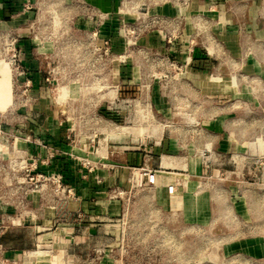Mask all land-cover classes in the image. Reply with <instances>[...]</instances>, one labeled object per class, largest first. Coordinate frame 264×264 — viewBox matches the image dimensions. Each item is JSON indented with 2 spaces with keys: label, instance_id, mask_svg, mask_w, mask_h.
Segmentation results:
<instances>
[{
  "label": "rangeland",
  "instance_id": "1",
  "mask_svg": "<svg viewBox=\"0 0 264 264\" xmlns=\"http://www.w3.org/2000/svg\"><path fill=\"white\" fill-rule=\"evenodd\" d=\"M188 1L119 0L108 13L84 0H28L18 16L19 27L0 23V60L10 65L9 98L0 108V170L10 173L6 171L9 161L15 166L12 174L23 177L24 150L18 139L34 132L37 126L31 121L40 117L62 121L67 132L62 154L87 172L126 151L159 140L173 127H181L183 92L181 86H174L173 79L183 64L170 53L184 50L179 42L183 17L182 12L176 13L177 18L170 17V7L178 4L176 8L182 9ZM158 8L163 10L158 12ZM196 26L190 38L192 51L205 46L200 44V36L193 39L195 31L202 28L198 22ZM202 30L205 42L206 30ZM12 39L15 43L10 47ZM21 40L27 41L34 56L41 59L46 83L41 104L38 97L21 92L24 75L16 53ZM50 126L54 125L47 128ZM260 158L254 157V165L250 161L254 172L238 171L203 180L201 187L196 188V183L179 188V196H191L194 201L200 196L207 199L200 206L192 203L187 214L166 209L157 202L153 189L138 183L131 182L128 189L111 188L109 196L119 202V211L105 227L90 239L80 240L74 251L70 245L66 250L64 247L57 262L48 253L38 252H28L25 261L229 264L231 253L224 250V245L237 239L264 244V161ZM221 179H233L238 187H221ZM47 185L41 188L31 184L23 190L12 181L5 185L0 182V191L22 197L41 190L49 203L55 197L54 184ZM66 186L61 178L62 197L71 191ZM230 193L247 200L250 220L237 222L230 217L234 203H226L228 208L222 210L221 203ZM237 227L242 231L253 228L255 235L236 236L232 232ZM233 261L250 264L247 259Z\"/></svg>",
  "mask_w": 264,
  "mask_h": 264
},
{
  "label": "crops",
  "instance_id": "2",
  "mask_svg": "<svg viewBox=\"0 0 264 264\" xmlns=\"http://www.w3.org/2000/svg\"><path fill=\"white\" fill-rule=\"evenodd\" d=\"M27 1L0 0L2 26L19 27L18 16ZM84 1L108 13L119 2ZM176 6L170 7V17L177 18L176 13L182 12L179 42L184 50L170 54L183 64L173 79L174 86H181L183 92L181 127H173L159 140L126 151L87 172L62 154L67 135L62 121L47 117L31 121L37 126L35 131L18 140L25 164L36 163V170L30 174L34 183L28 181L24 171L23 177H15V166L9 161L6 171L10 173L0 170V182L5 185L12 181L23 190L31 184L43 188L48 185H41L36 176L54 174L71 191L62 197V189L54 185L55 197L49 203L41 190L22 197L0 191V264H29L25 261L28 252L48 253L57 262L67 245L74 251L80 240L90 239L119 211V202L112 201L110 190L128 189L134 171H155L156 185L150 189L157 194V202L168 210L180 209L187 214L192 203L200 206L207 199L200 196L194 201L191 196H179V188L196 183V188L201 187L203 180L238 171L254 172V157L264 161V0H189L182 9ZM196 22L206 30L205 42L202 28L195 31L193 39L200 36V44L205 46L192 51L190 38ZM22 25H26L25 19ZM17 49L24 75L21 92L38 97L41 104L46 90L41 59L34 56L27 41H18ZM48 124L54 126L48 129ZM218 182L221 187H238L233 179ZM170 185L176 188L172 196L166 192ZM226 203H234L229 215L237 222L252 218L244 198L230 193L221 203L222 210ZM242 230L237 227L232 234L255 235L253 228ZM224 250L231 253L229 264H238L234 258L247 259L250 264L264 263V244L256 240L237 239L224 245ZM34 264L46 263L40 260Z\"/></svg>",
  "mask_w": 264,
  "mask_h": 264
},
{
  "label": "built area",
  "instance_id": "3",
  "mask_svg": "<svg viewBox=\"0 0 264 264\" xmlns=\"http://www.w3.org/2000/svg\"><path fill=\"white\" fill-rule=\"evenodd\" d=\"M9 46L12 47L13 44L15 43V40H10ZM36 170V163L33 161V163L29 165L25 164V173L26 177L28 178V181H33L34 178L30 176L31 172ZM138 174V175H137ZM144 178V181H143ZM37 181L40 182L41 185H46L50 182H53L54 185H56L57 189L61 188V177L59 175H49V176H44V175H38L36 176ZM132 182L135 184L138 183L139 186H144V187H149L152 188L156 185V178H155V171L153 170H147L143 169L142 172H137L132 175ZM166 192L168 195L172 196L176 193V188L173 185H170L166 188Z\"/></svg>",
  "mask_w": 264,
  "mask_h": 264
},
{
  "label": "bare ground",
  "instance_id": "4",
  "mask_svg": "<svg viewBox=\"0 0 264 264\" xmlns=\"http://www.w3.org/2000/svg\"><path fill=\"white\" fill-rule=\"evenodd\" d=\"M9 72V63L4 60H0V108L4 106L5 102H7L9 98Z\"/></svg>",
  "mask_w": 264,
  "mask_h": 264
}]
</instances>
